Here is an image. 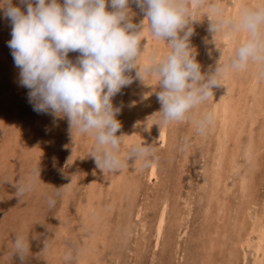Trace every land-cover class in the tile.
I'll return each instance as SVG.
<instances>
[{"label":"rangeland","instance_id":"1","mask_svg":"<svg viewBox=\"0 0 264 264\" xmlns=\"http://www.w3.org/2000/svg\"><path fill=\"white\" fill-rule=\"evenodd\" d=\"M230 1L207 0V3H218L225 10L226 3L233 6L234 0ZM262 1L247 0V4L251 7L264 4ZM58 3L62 6L63 0ZM13 4L26 10L18 0H13ZM129 8L137 30L143 23L145 25L140 41L144 60L140 55L137 62L143 71L144 66L152 62L153 53L159 59L163 51L166 56L170 49L167 40L164 43L150 34L141 9L134 3H130ZM106 10L112 11L107 0ZM223 15L226 18L229 14L225 11ZM190 17L193 19L189 24L193 29L190 47L195 51L201 73L207 76L217 66L225 65L226 56L232 57L238 44L247 38V33L243 37L240 33L234 36L233 44L227 50L222 46L224 44L221 45L224 43L222 33L209 31L212 17L207 5L190 7ZM10 39V20L0 9V264H253L250 248L241 249L239 242H234L253 237V234L247 235L245 228L253 223L255 216L262 218L264 215V79H257L264 71V65L256 68L254 82L250 73L251 61L245 72L244 69H229L233 87L228 95L232 100L237 98L244 122L238 126L239 136L236 133L228 135L227 141L233 144L221 157L222 165L217 169L220 175L216 177L213 173L215 131L210 124L201 134L194 125L196 119L205 115L203 110L210 106L213 96L193 108L184 120L165 126L159 121L161 105L157 93L161 87L158 77L152 73L145 75L142 81L136 76L137 69L126 72L133 82L112 98L113 107L121 108L115 117L121 124L116 135H123L120 155L123 158L131 144L152 145L156 151L147 167L141 160L129 158L119 171L109 172L100 169L91 155L95 146L93 135L71 129L67 116L33 111L27 95L30 90L19 82V68L15 66L7 44ZM216 41L219 43L215 44ZM79 55V52H69L68 58L75 62ZM220 86L213 87V95ZM258 98H262L259 107ZM160 128L165 130L164 141L157 138ZM249 144L250 152L246 154L244 148ZM231 164L236 171L229 176L227 168ZM36 166L38 177L34 180V189L20 197L18 185L31 177ZM151 166L155 172L150 177ZM211 175L216 178L214 181ZM227 183L229 186L225 188ZM49 198L55 200L54 206H49ZM161 206L167 208L165 215L170 216H165L167 220L156 244ZM124 212L126 217L122 216ZM168 218L172 219L173 225H169ZM17 235L24 236L29 242V253L23 262L18 255L12 254Z\"/></svg>","mask_w":264,"mask_h":264},{"label":"clouds","instance_id":"2","mask_svg":"<svg viewBox=\"0 0 264 264\" xmlns=\"http://www.w3.org/2000/svg\"><path fill=\"white\" fill-rule=\"evenodd\" d=\"M112 11L106 10V0H0V9L11 23V39L7 42L14 64L19 68V82L30 91L29 103L37 113L67 116L71 129L95 137L91 155L96 165L109 172L119 171L129 158L141 160L147 167L155 156L152 145L131 144L126 155H120L121 128L115 118L121 111L113 107L112 98L132 78L125 73L137 69L136 76L158 77L161 91L157 93L161 105L159 121L167 125L182 121L190 111L213 96L212 89L220 83V75L229 70H240L249 62L264 65V4L241 9L238 17L225 18L218 3L207 0H107ZM134 3L146 16L150 34L165 42L170 51L159 59L138 66L141 55V33L131 21L129 4ZM207 5L212 33L236 36L247 33L226 65H219L207 76L201 73L195 51L190 47L193 29L189 26L190 7ZM183 32L181 36L180 33ZM69 52H79L76 61ZM257 79H264V71ZM212 122L207 113L196 119V130L203 134ZM38 177L37 166L31 177L17 187L20 197L31 192ZM49 206L55 200L48 199ZM47 245L44 244V247ZM29 253V242L17 235L12 254L23 262Z\"/></svg>","mask_w":264,"mask_h":264},{"label":"bare ground","instance_id":"3","mask_svg":"<svg viewBox=\"0 0 264 264\" xmlns=\"http://www.w3.org/2000/svg\"><path fill=\"white\" fill-rule=\"evenodd\" d=\"M226 1H229V2H231L230 0H226ZM249 1V0H248ZM258 1V0H257ZM259 1H261V2H263L262 0H259ZM228 2V3H229ZM252 3V2H251ZM224 4V3H223ZM230 4V3H229ZM229 4H225L224 5V7H225V10H223L224 12L223 13H225V11L226 12H228V16H230V17H232V18H236V17H238V15H239V13H240V11H241V9L242 8H244V7H249V5L247 4V0H234V2H233V6L231 5H229ZM253 4V3H252ZM258 5V4H257ZM252 6V5H251ZM223 8V7H222ZM230 9H233V10H230ZM206 10V9H205ZM205 15V14H204ZM228 16L226 17V18H228ZM206 23V22H205ZM146 24V23H145ZM147 26V25H146ZM241 34V36L243 37L245 34H246V32H241L240 33ZM213 35V34H212ZM220 35V34H219ZM218 35V36H219ZM222 36H221V38L223 39V41H224V43H221V45L222 44H224V45H222V46H224V48L226 47V49L228 50L229 48H230V46H232V44H233V40H234V36H231V35H229V34H227V33H222L221 34ZM147 37V36H146ZM215 37H216V35H215ZM215 37H213L214 39H215ZM220 37V36H219ZM218 37V38H219ZM148 39V38H147ZM195 39V38H194ZM154 40H156V39H154ZM215 40H217V39H215ZM144 41V40H143ZM151 41V40H150ZM159 41V40H158ZM142 42V41H141ZM144 43V42H143ZM165 43V42H164ZM215 43V42H214ZM217 43H219V42H217L216 41V43L215 44H217ZM147 44V43H146ZM144 46V45H143ZM158 46V45H157ZM216 46H218V45H216ZM215 46V47H216ZM220 46V45H219ZM221 46V47H222ZM160 47V46H159ZM166 48V47H165ZM169 48V47H168ZM214 48V47H213ZM223 48V47H222ZM221 48V49H222ZM161 49V51H163L162 50V47L160 48ZM235 49V48H234ZM154 50V49H153ZM169 50V49H168ZM210 50V49H209ZM232 50V49H231ZM161 51L159 52L160 53V55L162 54L161 53ZM217 51V50H216ZM219 51V50H218ZM154 52V51H153ZM152 52V53H153ZM157 52V51H156ZM141 53H143L142 51H141ZM158 53V54H159ZM167 53V52H166ZM216 53V52H215ZM234 53V52H233ZM146 54V53H145ZM148 54V53H147ZM210 54V53H209ZM223 54V53H222ZM155 55V57H156V55L157 54H154L153 53V56ZM163 55H164V51H163ZM163 55L161 56V57H163ZM200 55V54H199ZM202 55V54H201ZM234 55V54H233ZM142 56V58H143V56H144V54L143 55H141ZM152 56V55H151ZM205 56V55H204ZM207 56H208V54H207ZM206 56V57H207ZM219 56V55H218ZM223 57V56H222ZM150 58V57H149ZM153 58V57H152ZM209 58V57H208ZM218 58V57H217ZM216 58V59H217ZM220 58V57H219ZM230 56L229 55H227L226 56V62H224L225 63V65L226 64H228L229 63V61H230ZM200 59V58H199ZM142 60H144V58L142 59ZM146 60V59H145ZM151 60V59H150ZM204 60V59H203ZM209 60V59H208ZM213 60V59H212ZM139 61V60H138ZM147 61V60H146ZM145 61V62H146ZM198 62V61H197ZM220 62V61H219ZM148 63V62H147ZM201 63V62H200ZM140 65V64H139ZM204 65V64H203ZM141 66V65H140ZM203 67V66H202ZM256 68H258V64H255V63H253V67H252V69L250 70V73H251V76H252V80H253V82L255 81V76H256V74H257V72H256ZM213 70H214V68H213ZM201 71H202V69H201ZM226 72V71H225ZM243 72H245V68H244V71ZM206 73H207V71H206ZM223 75V78H221V84H222V86H220V88H219V90L218 91H216V94L215 95H213V100H212V102H211V104H210V106L209 107H207V108H204V110H203V113L204 114H207V113H211L212 114V122H211V124L212 125H210V126H212L213 127V130L215 131V134H216V138H217V141H216V146H215V154H213L214 156H213V163H214V165H213V167H214V176L215 175H217V174H219L218 172H217V169L222 165V159H221V157L223 158V156H224V152H225V150L226 149H229V148H227V147H230L229 145H231L232 146V144H229V142L227 141V139H229V137H228V135L229 134H237L238 136L240 135V128L238 127V126H242V124H243V120H244V115L239 111L240 110V108H238L239 106H238V104H237V98H235V99H231V97H229V93H231V90H232V87H233V84H232V81H230V76H229V70H227V73L226 74H222ZM149 76V75H148ZM156 76V75H155ZM135 77V76H134ZM153 78V77H152ZM146 79H147V77H146ZM154 79V78H153ZM132 80H134V79H132ZM257 80V79H256ZM137 81V80H136ZM148 81V80H147ZM150 81V80H149ZM140 83V82H139ZM147 83V82H146ZM150 83V82H149ZM154 84V83H153ZM157 85H158V83H156ZM155 84V85H156ZM137 85V84H136ZM139 85V84H138ZM141 85V84H140ZM145 85V84H144ZM147 85H149V84H147ZM154 85V86H155ZM260 85V84H259ZM147 87V86H146ZM261 87V86H260ZM144 89H145V87H143ZM148 88V87H147ZM152 88V87H151ZM131 89V88H130ZM158 89H159V87H158ZM251 89V91L253 90V88L251 87L250 88ZM148 90V89H147ZM149 91H150V89H149ZM148 91V92H149ZM129 93V92H128ZM142 94V93H141ZM136 95V94H135ZM127 97V96H126ZM130 97V96H129ZM153 97V96H152ZM155 97V96H154ZM142 99V98H141ZM154 99V98H153ZM157 99V98H156ZM262 99V98H261ZM260 98H258V99H256V103H257V106L259 107V105H260V103L262 102V100H261ZM152 100V99H151ZM243 100V99H242ZM135 101V100H134ZM152 102V101H151ZM145 103V102H144ZM250 103V102H249ZM255 103V104H256ZM259 104V105H258ZM240 105V104H239ZM146 106V105H145ZM253 106L255 107V105H252V108H253ZM123 107H125V106H123ZM158 107V106H157ZM132 108V107H131ZM251 108V109H252ZM124 109V108H123ZM203 109V108H202ZM159 110V109H158ZM237 110V111H236ZM194 111V110H193ZM124 114V113H123ZM251 115V114H250ZM199 118V117H198ZM147 120V119H146ZM154 120V119H153ZM215 120H217L218 122L216 123V121ZM131 122V121H130ZM176 122V121H175ZM176 124V123H175ZM192 124V123H191ZM216 125H217V128H215L216 127ZM251 126H252V124H250ZM166 126V125H165ZM165 126L164 127H161V128H165ZM131 127V126H130ZM156 127V126H155ZM128 128H129V126H128ZM159 128V127H158ZM160 128V129H161ZM175 128V127H174ZM252 128H253V126H252ZM253 130V129H252ZM77 131V130H76ZM129 131H130V129H129ZM165 131V130H164ZM164 131H163V129H161V130H159L158 132H157V138L158 139H160V140H162V141H164L163 139H164ZM144 132V131H143ZM142 132V133H143ZM141 134V133H140ZM187 134V133H186ZM148 135V134H147ZM139 136H141V135H139ZM14 138V137H13ZM134 138H136L135 136H134ZM140 138V137H139ZM154 138V137H153ZM95 139V138H94ZM89 141H91V140H89ZM190 141V140H189ZM239 142V141H238ZM179 143V142H178ZM125 144V143H124ZM250 144L249 145H246V147L244 148L245 150H244V152L246 153V154H248L249 152H250ZM195 149V148H194ZM231 149V148H230ZM193 150V149H192ZM171 152V151H170ZM172 153V152H171ZM184 153V152H183ZM126 154V153H125ZM185 154V153H184ZM184 156V155H183ZM229 156H231L230 154H229ZM176 159V158H175ZM231 158H229V160H230ZM76 161V160H75ZM127 162V161H126ZM181 162V161H180ZM232 164H234V163H232ZM230 165L227 169L230 171V174H229V176H232L233 175V173L232 172H234V171H236V168L233 166V165ZM182 166V165H181ZM128 168V167H127ZM206 169V168H205ZM144 170V169H143ZM122 171V170H121ZM123 171H125V170H123ZM72 172V171H71ZM154 167L153 166H151V168H150V173H149V175H150V177L154 174ZM167 172V171H166ZM205 172H206V170H205ZM208 172H210V171H208ZM136 173V172H135ZM207 173V172H206ZM211 174H212V172H210ZM119 174H121V172L119 173ZM126 174V173H125ZM118 175V174H117ZM220 175V174H219ZM236 175V174H235ZM122 176V175H121ZM206 176H208L207 174H206ZM210 176V175H209ZM212 176V175H211ZM228 176V177H229ZM124 177H126V176H124ZM216 177V176H215ZM215 177H213L212 176V179L213 178H215ZM68 178V177H67ZM72 177H70V179H71ZM73 178H75V177H73ZM208 178V177H207ZM231 178V177H230ZM230 178H228V180L230 179ZM119 179V178H118ZM205 179V178H204ZM216 179V178H215ZM215 179H213V181L215 180ZM201 180V179H200ZM220 181L222 180V179H219ZM231 180H232V178H231ZM231 180H229L230 182H231ZM114 181V180H113ZM130 181V180H129ZM67 182V181H66ZM65 182V183H66ZM69 182V181H68ZM121 182V181H120ZM204 182H205V180H204ZM207 182V181H206ZM219 182V181H218ZM221 182H223V180L221 181ZM226 182H228V181H226ZM71 183V182H70ZM137 183V182H136ZM168 184V183H167ZM213 184V183H212ZM215 184V183H214ZM222 184V183H221ZM220 184V185H221ZM235 184V183H234ZM250 184V183H249ZM93 185V184H92ZM236 185V184H235ZM260 185V184H259ZM207 186V185H206ZM211 186V185H210ZM228 186H229V183H227L226 184V187L225 188H228ZM68 187V186H67ZM209 187V186H208ZM216 187H219V186H216ZM215 187V188H216ZM231 187H233V186H231ZM230 187V188H231ZM229 188V189H230ZM123 189V188H122ZM205 189V188H204ZM213 189H214V187H213ZM222 189H223V187H222ZM100 190V189H99ZM214 190H216V189H214ZM257 190V189H256ZM101 191V190H100ZM207 191H208V189H207ZM206 191V192H207ZM212 191V190H211ZM202 192H203V190H202ZM95 193V192H94ZM188 193V192H187ZM205 193V192H204ZM231 193V192H230ZM239 193V192H238ZM89 194H90V191H89ZM88 194V195H89ZM229 194V193H228ZM228 194H227V196H228ZM127 195V194H126ZM216 195V194H215ZM230 195V194H229ZM97 196V195H96ZM132 196V195H131ZM201 196V195H200ZM222 196V195H221ZM223 196H225V194H223ZM222 196V197H223ZM89 197H91V195H89ZM88 197V198H89ZM94 197V196H93ZM162 197V196H161ZM134 198V197H133ZM165 198H167V196L165 197ZM91 199V198H90ZM93 199V198H92ZM130 199V198H129ZM169 199V198H168ZM163 201V200H162ZM91 203H92V201H91ZM162 203V202H161ZM211 203V202H210ZM125 204V203H124ZM162 205V204H161ZM167 205H169V204H167ZM207 205V204H206ZM86 206V205H85ZM94 206V205H93ZM92 206V207H93ZM160 206V205H159ZM159 206H157V208L159 207ZM198 206V205H197ZM247 206V205H246ZM162 207V206H161ZM170 207V206H169ZM168 207V208H169ZM187 207V206H186ZM202 207V206H201ZM211 207V206H210ZM216 207V206H215ZM238 207V206H237ZM91 208V207H90ZM193 208V207H192ZM204 208V207H203ZM258 208V207H257ZM81 209V208H80ZM125 209V208H124ZM129 209H130V207H129ZM128 209V210H129ZM133 209V208H132ZM131 209V210H132ZM171 209V208H170ZM205 209V208H204ZM236 209V208H235ZM83 210V209H82ZM126 210V209H125ZM165 210H167V208L165 209L164 207H162V209H161V211L159 210V212H160V216H159V219H158V224H157V227H156V239H157V241H156V244H157V242H159V237H160V235H161V231H162V229H163V223H164V221L165 220H167L166 218H165V216L167 215L168 216V214H166L165 215ZM189 210V209H188ZM191 210V209H190ZM244 210V209H243ZM95 211V210H94ZM124 211V210H123ZM122 211V212H123ZM260 211V210H259ZM81 212V211H80ZM126 212H128V211H126ZM126 212H124V215H122V216H125V213ZM91 213V212H90ZM186 213V212H185ZM214 213V212H213ZM256 213V212H255ZM131 214V213H130ZM130 214H129V216H130ZM133 214V213H132ZM158 214V213H157ZM180 214V213H179ZM190 214V213H189ZM84 215V214H83ZM86 215V214H85ZM156 215V214H155ZM183 215V214H182ZM188 215V214H187ZM95 216H96V214H95ZM128 216V217H129ZM170 216V215H169ZM168 216V217H169ZM184 216V215H183ZM91 217V216H90ZM126 217V216H125ZM132 217V216H131ZM173 217V216H172ZM177 217V216H176ZM106 218V217H105ZM145 218V217H144ZM157 218H158V216H157ZM188 218V217H187ZM81 219V218H80ZM250 219V218H249ZM122 220H124V219H122ZM147 220H149V219H147ZM157 220V219H156ZM168 220H169V218H168ZM170 220H172L171 218H170ZM170 220H169V225L170 224H172L173 225V222L172 223H170ZM98 221V220H97ZM105 221V220H104ZM186 221V220H185ZM101 222V221H100ZM120 222H122V221H120ZM124 222V221H123ZM130 221H128V223H129ZM104 223V222H103ZM166 223H168V222H166ZM105 224V223H104ZM121 224V223H120ZM126 224V223H125ZM180 224H182V223H180ZM185 224H187V223H185ZM239 224H241L240 223V221H239ZM91 225V224H90ZM89 225V226H90ZM183 225V224H182ZM246 225H247V223H246ZM93 226V225H92ZM123 226V225H122ZM171 226V225H170ZM186 226V225H185ZM211 226V225H210ZM242 226V225H241ZM146 227H147V225H146ZM164 227H165V225H164ZM124 228H125V225H124ZM127 228V227H126ZM166 228V227H165ZM77 229V228H76ZM81 229V228H80ZM83 229V228H82ZM90 229V228H89ZM149 229V228H148ZM243 229V228H242ZM246 230H247V235L249 236V234H253V237H250V238H248V237H246V239L245 238H243V240L242 241H238V240H235V242L234 243H236V242H239V244H240V246H242L241 247V249H243V247L244 248H250V254H252V257L254 258V262H253V264H264V215H263V217L261 218V216L259 215V216H255V218H254V221H253V223L248 227V228H245ZM154 230V229H153ZM166 230V229H165ZM165 230H163V231H165ZM172 230V229H171ZM180 230V229H179ZM181 230H182V228H181ZM86 231V230H85ZM123 231V230H122ZM82 233H84L83 231H82ZM87 233V232H86ZM119 233H120V231H119ZM186 233V232H185ZM89 234V233H88ZM239 234V233H238ZM80 235H82V234H80ZM84 235V234H83ZM102 235V234H101ZM106 235V234H105ZM186 235V234H185ZM119 236V235H118ZM244 236V235H243ZM87 237H88V235H87ZM86 237V238H87ZM92 237V236H91ZM95 237V236H94ZM93 237V238H94ZM116 237H117V235H116ZM238 237H240V236H238ZM76 238V237H75ZM82 238H84V237H82ZM105 238V237H104ZM103 238V239H104ZM155 238V237H154ZM180 238V237H179ZM182 238V237H181ZM92 239V238H91ZM97 239V238H96ZM169 239V238H168ZM77 240H80V239H77ZM86 240V239H85ZM82 241V240H81ZM100 241V240H99ZM171 241V240H170ZM73 242L74 241H72L71 243L73 244ZM79 242V241H78ZM97 242V241H96ZM86 243V242H85ZM155 243V242H154ZM153 243V244H154ZM75 244V243H74ZM101 244H102V242H101ZM227 244H229V243H227ZM85 245V244H84ZM83 245V246H84ZM88 246H89V244H87ZM97 245V244H96ZM181 245H182V243H181ZM74 246V245H73ZM80 246V245H79ZM81 246H82V244H81ZM93 246V245H92ZM185 246V245H184ZM76 247H77V245H76ZM90 247V246H89ZM97 247V246H96ZM100 247V246H99ZM176 247H177V245H176ZM187 247V246H186ZM236 247H238V246H236ZM75 248V247H74ZM91 248V247H90ZM71 249V248H70ZM83 249V248H82ZM92 249V248H91ZM93 249H95V248H93ZM145 249V248H144ZM188 249H189V247H188ZM76 250V249H75ZM246 250H248V249H246ZM245 250V251H246ZM73 251V250H72ZM177 251V250H176ZM196 251V250H195ZM219 251V250H218ZM236 251H238V250H236ZM244 251V252H245ZM69 252V251H68ZM83 252V251H82ZM174 252V251H173ZM243 252V253H244ZM247 252V251H246ZM76 253H78V252H76ZM71 254V253H70ZM80 254V253H79ZM87 254H89V253H87ZM249 254V255H250ZM51 255V254H50ZM81 255V254H80ZM244 256H246L245 254H243ZM66 257H68V256H70L69 254H68V256L67 255H65ZM73 256V259H74V257H75V254L74 255H72ZM71 256V257H72ZM81 256H83V253H82V255ZM101 256V255H100ZM63 257V256H62ZM234 257V256H233ZM78 258V257H77ZM63 259V258H62ZM64 259H66V258H64ZM72 259V258H71ZM79 259V258H78ZM67 260H69V259H67ZM87 260V259H86ZM92 260V259H91ZM63 261V260H62ZM73 261H75V259L73 260ZM80 261V260H79ZM78 261V262H79ZM97 261V260H96ZM253 261V260H252ZM87 262V261H86ZM52 263V262H51ZM81 263V262H80ZM227 263V262H226ZM73 264H76L75 262L73 263ZM84 264H85V262H84Z\"/></svg>","mask_w":264,"mask_h":264}]
</instances>
